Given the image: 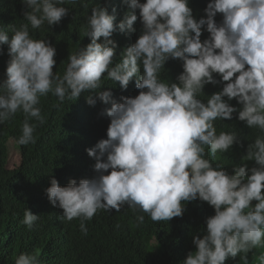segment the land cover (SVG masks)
I'll list each match as a JSON object with an SVG mask.
<instances>
[{
    "label": "clouds",
    "instance_id": "1",
    "mask_svg": "<svg viewBox=\"0 0 264 264\" xmlns=\"http://www.w3.org/2000/svg\"><path fill=\"white\" fill-rule=\"evenodd\" d=\"M65 2L22 0L28 23L13 28L11 38L0 28V46H8L9 56L7 78L0 83V124L22 112L25 119L17 143L34 144L36 126L29 118L44 122L38 105L48 93L59 103L77 100L83 92L99 89L106 74L122 90L134 81L139 94L119 101L111 90L86 97L90 106L96 99L111 105L102 113L110 120L107 138L86 149L95 159V175L79 182L72 179L66 186L50 178L45 189L50 204L62 209L67 221L81 218L80 230L86 235L84 221L98 210L119 212L127 205L153 221H170L183 216L186 202H206L215 214L205 220L206 234L193 236L195 251L183 264H225L264 245V137L249 144L242 157L255 162L251 169L244 163L230 174L205 158L206 147L215 156L242 146L235 131L217 134V119L235 116L264 132V0H209L198 20L190 0H124L129 10L119 23L116 9L109 14L99 3L87 17L85 36L91 42L67 57L60 76L54 72L56 48L48 40L33 39L29 24L32 29L45 22L59 25L69 15V9L60 6ZM217 14L222 16L220 23ZM138 19L142 33L114 64L118 45L111 39L113 33L134 32ZM203 31L209 36L202 41ZM169 60L182 62L177 82L160 78ZM209 84L223 87L206 102L198 99ZM233 99L239 109L231 105ZM39 218L26 209L21 223L31 230ZM259 261L264 264V255ZM15 264L39 260L36 254L21 253Z\"/></svg>",
    "mask_w": 264,
    "mask_h": 264
},
{
    "label": "trees",
    "instance_id": "2",
    "mask_svg": "<svg viewBox=\"0 0 264 264\" xmlns=\"http://www.w3.org/2000/svg\"><path fill=\"white\" fill-rule=\"evenodd\" d=\"M144 3L145 0H140ZM209 0H190L193 15L198 20L204 17V9ZM107 6L109 14L116 9L117 23L129 10L124 0H76L60 5L69 9V15L59 25L50 27L45 22L40 29H32L33 39L48 40L56 48V66L54 72L63 75L67 67V57L86 47L91 41L85 36L87 17L97 4ZM86 5V6H85ZM27 11L22 0H0V28H4L9 37L13 28L28 23L24 19ZM30 11V9H28ZM217 23L222 16L217 14ZM134 32L113 33L111 39L118 45L115 50L114 64L121 60L123 50L135 43L142 33L143 25L138 19L133 25ZM209 34L203 31L201 40ZM103 38L100 41L102 42ZM8 46H0V83L6 77L9 56ZM143 71L141 65V72ZM183 71L182 62L169 60L160 78L166 82H177L176 78ZM220 79L218 75L215 76ZM223 84L206 85L197 98L207 100L213 93L221 91ZM111 90L113 98L135 97L139 94L135 82H130L127 90H122L118 82L102 77L101 87L93 92H83L75 100L58 102L52 93L40 97L38 107L44 122L29 118L34 124L33 133L36 142L20 145L17 140L22 134L25 116L17 112L10 120L0 124V264H15L21 253L36 254L39 264H183L189 252L195 251L192 243L194 235L201 238L206 234L205 220L215 214L214 209L200 200L186 202L182 217L170 221H153L149 214L127 205L119 212L98 210L90 219L84 221L87 234L81 232V218L67 221L62 217V209L50 204L45 189L54 177L60 186H66L70 180L92 178L95 159L87 155L86 149L94 147L101 139L107 138L110 120L102 115L105 105L96 99L94 106L86 103V97H96L99 91ZM231 105L238 109L241 105L233 99ZM217 134L221 131L238 133L241 145H234L226 153L211 155L205 148L206 159L213 166L217 164L230 174L233 168L247 163L249 169L256 167L254 161L242 160L249 144L254 143L264 132L258 128H249L244 122L234 118L214 122ZM14 141L20 150L21 163L11 169ZM255 203V202H253ZM29 209L39 220L29 230L21 221L24 212ZM139 216L144 220L140 221ZM264 255V245L240 253L235 259L229 258L225 264H260L259 257ZM246 256L245 261L242 257Z\"/></svg>",
    "mask_w": 264,
    "mask_h": 264
},
{
    "label": "rangeland",
    "instance_id": "3",
    "mask_svg": "<svg viewBox=\"0 0 264 264\" xmlns=\"http://www.w3.org/2000/svg\"><path fill=\"white\" fill-rule=\"evenodd\" d=\"M10 147L12 149L10 168L14 169L18 167L21 163L20 150H19V146L14 141L10 142Z\"/></svg>",
    "mask_w": 264,
    "mask_h": 264
}]
</instances>
